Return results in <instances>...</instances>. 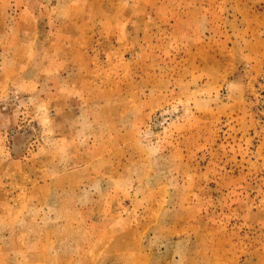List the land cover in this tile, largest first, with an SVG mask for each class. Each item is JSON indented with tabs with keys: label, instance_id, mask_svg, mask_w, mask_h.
<instances>
[{
	"label": "rangeland",
	"instance_id": "1",
	"mask_svg": "<svg viewBox=\"0 0 264 264\" xmlns=\"http://www.w3.org/2000/svg\"><path fill=\"white\" fill-rule=\"evenodd\" d=\"M0 264H264V0H0Z\"/></svg>",
	"mask_w": 264,
	"mask_h": 264
}]
</instances>
